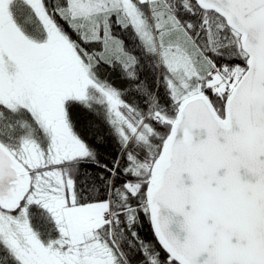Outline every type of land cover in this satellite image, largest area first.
<instances>
[{
  "label": "snow or ice",
  "instance_id": "1",
  "mask_svg": "<svg viewBox=\"0 0 264 264\" xmlns=\"http://www.w3.org/2000/svg\"><path fill=\"white\" fill-rule=\"evenodd\" d=\"M0 264H264V0H0Z\"/></svg>",
  "mask_w": 264,
  "mask_h": 264
},
{
  "label": "trees",
  "instance_id": "2",
  "mask_svg": "<svg viewBox=\"0 0 264 264\" xmlns=\"http://www.w3.org/2000/svg\"><path fill=\"white\" fill-rule=\"evenodd\" d=\"M113 80L115 81V77H113ZM116 83H117V86H119L118 81ZM149 231H150V229H148V228L144 229L145 234H147Z\"/></svg>",
  "mask_w": 264,
  "mask_h": 264
}]
</instances>
